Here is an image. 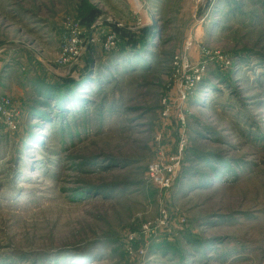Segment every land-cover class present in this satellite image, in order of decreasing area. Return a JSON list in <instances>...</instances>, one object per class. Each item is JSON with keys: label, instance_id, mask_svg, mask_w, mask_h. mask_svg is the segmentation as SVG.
<instances>
[{"label": "rangeland", "instance_id": "374dc122", "mask_svg": "<svg viewBox=\"0 0 264 264\" xmlns=\"http://www.w3.org/2000/svg\"><path fill=\"white\" fill-rule=\"evenodd\" d=\"M68 20L85 49L61 67ZM190 37L195 63L230 65L208 62L183 128L162 104ZM0 89L20 111L0 127V264H264V0H0ZM183 135L161 190L148 165Z\"/></svg>", "mask_w": 264, "mask_h": 264}, {"label": "built area", "instance_id": "2783aa9c", "mask_svg": "<svg viewBox=\"0 0 264 264\" xmlns=\"http://www.w3.org/2000/svg\"><path fill=\"white\" fill-rule=\"evenodd\" d=\"M65 34L62 38V46L55 61L57 66H69L75 63L83 54L85 41L83 39V28L79 21L68 20L64 24ZM119 36L115 32L109 33L104 40V49L106 52H113L119 48ZM195 41L190 37L185 43L184 51L174 57V66L177 73L173 83V89L169 96L163 99L162 117L169 119L173 112H176L179 120L185 127L188 118L187 102L194 94L196 86L200 83L206 66L209 61L215 60L223 65H230L227 56L216 52L212 55L205 47L199 50L204 60L195 63L192 60V50ZM20 111L15 107L13 101L0 94V126L9 132H16L19 129ZM186 144V138L183 135L180 142V148L175 154L159 157L151 161L148 165V179L161 190L169 191L173 188L178 176V171L182 161V154ZM167 223V214L163 212L155 225L151 222L143 225V232L150 235L156 227L164 226ZM134 236H130L129 241H133ZM130 246V245H129ZM132 246L129 250L132 252Z\"/></svg>", "mask_w": 264, "mask_h": 264}, {"label": "trees", "instance_id": "16d2710c", "mask_svg": "<svg viewBox=\"0 0 264 264\" xmlns=\"http://www.w3.org/2000/svg\"><path fill=\"white\" fill-rule=\"evenodd\" d=\"M119 39H120V42H119V46H120V44H121V38L119 37ZM69 82H73L72 80H70V81H66V83H69ZM66 88H68V87H66ZM56 93H58V96H57V94L55 95V99H54V101H56L57 99L61 102V104L62 103H65V97L68 95H63V97L60 95V91H58V92H56ZM66 99H68V98H66ZM68 103H70V102H67L66 103V106H67V108H69L70 106L69 105H67ZM60 105V104H59ZM63 108H65V109H67L66 107H65V105L62 107V108H60L59 110H62ZM69 111H71V109H69ZM0 127H2V126H0ZM3 128V127H2ZM19 129H20V124H19ZM19 129H18V131H19ZM17 132V131H16ZM11 133H14V132H11Z\"/></svg>", "mask_w": 264, "mask_h": 264}, {"label": "crops", "instance_id": "0c3cea01", "mask_svg": "<svg viewBox=\"0 0 264 264\" xmlns=\"http://www.w3.org/2000/svg\"><path fill=\"white\" fill-rule=\"evenodd\" d=\"M3 83V82H2ZM13 83H15V82H13ZM1 90V89H0Z\"/></svg>", "mask_w": 264, "mask_h": 264}]
</instances>
